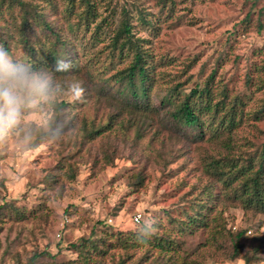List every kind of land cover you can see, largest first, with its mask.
Masks as SVG:
<instances>
[{"label": "rangeland", "instance_id": "1", "mask_svg": "<svg viewBox=\"0 0 264 264\" xmlns=\"http://www.w3.org/2000/svg\"><path fill=\"white\" fill-rule=\"evenodd\" d=\"M21 1L37 12L34 52L13 41L10 54L51 69L61 40L72 67L54 104L0 133V264H169L131 233L168 240L174 264H264V0ZM10 2L0 33L21 26ZM123 22L146 59L130 82ZM207 84L189 98L201 124L172 121ZM260 168L262 196H240ZM181 212L204 227L187 230Z\"/></svg>", "mask_w": 264, "mask_h": 264}, {"label": "trees", "instance_id": "2", "mask_svg": "<svg viewBox=\"0 0 264 264\" xmlns=\"http://www.w3.org/2000/svg\"><path fill=\"white\" fill-rule=\"evenodd\" d=\"M10 6L14 5L16 7H18V13L20 14V27H17L13 30L12 34L11 33H7V32H1L0 33V46L4 47L6 50L9 51V53H11L12 49H11V44L13 41H15V43H17L18 41H23L24 43H22V46L24 48H26L28 50V53L30 52V50L33 49V46L29 45L27 43V39L29 38H33L34 37V33H33V28L28 27V21H29V13L30 12H34V15L37 14L35 9H32V7L29 4H26V2L21 1V0H14V2H10L8 3ZM130 25L127 22H123L122 26L119 30V36H124L122 37L123 41L115 46L118 51H119V56L124 55L129 56L131 55V62L130 65L128 66V70H127V76L126 79L130 82L132 80V78L134 77V75L137 73L138 75H142L143 73H145V68L144 65L146 64V59L144 57L143 52L139 49V47L135 44V42H133V40L131 39V35H130ZM7 33V35H6ZM35 38V37H34ZM54 46H56V48L54 50H52L49 55L52 53V57L54 58V62H56V60L60 59L61 60V56H60V49L63 48V50L65 51V45L63 44V42L60 43L59 42H55ZM142 92H145V90H142ZM135 92H133L134 94ZM205 93L206 96H210L209 93V88H208V84L205 86L204 90L199 92L196 89L192 90L190 92V94L185 97L183 100H181L176 106H172L170 111H169V115L172 119V121H174L175 123H178L180 125H200V116L199 114H197V111L201 112V109L195 104V99H201L202 94ZM189 98L194 99L192 102L189 101ZM168 100V98L166 99ZM168 100L167 105H170ZM194 103V104H193ZM173 105V104H171ZM170 105V106H171ZM263 156V155H262ZM264 163L261 162V168L262 165ZM217 167H221V166H216ZM261 168L257 171H253L252 170H248L246 169V172L251 173V181L253 185H249L248 182H245V184H243L242 188H241V192H240V196H242L243 194H248L251 198L252 194H255L254 196H259L261 197L262 194L258 193V190L255 188L256 186V175L253 176V174H258L259 171H262ZM220 169L223 170V167H221ZM239 173H241L242 175L246 174V172L244 173L243 170H239ZM206 173L210 174L211 173V168L206 169ZM253 176V177H252ZM247 176H245L246 178ZM261 196H260V195ZM255 202H259V207L263 205V201L262 199H255ZM196 202L193 201V203L190 204L191 207H195L198 208L200 207ZM204 206V204H203ZM205 207V206H204ZM185 213H180L182 219L180 221H182V224L186 225V229H196L198 226L199 227H204L205 224H203V222H201L200 218H198L197 216H188ZM184 215V216H183ZM176 221V218L173 219V223ZM179 221V220H178ZM172 222V220L170 219V223ZM131 239H129V242L131 243L132 240V244H134L137 247H145L144 249H146L147 253H150V250H148V247H151L152 250L154 251L157 250L158 253L157 255H164L163 257L167 259V262L169 261V264H174L175 261L172 258H169V252L167 251V246H169L167 244V241H163L160 239H157L159 236L158 235H152V236H146V235H139V234H135V233H131ZM242 235L241 233H237L236 237L234 238V241H232L234 243V247L235 249H238V240L240 238V236ZM154 236V237H153ZM140 239H147L148 242L145 244H140L139 240ZM156 239V240H155ZM233 240V239H232ZM84 244L89 245V246H94L96 244H93V241L90 240H85ZM77 250L80 249L79 245H75L74 246ZM37 259V255H33L31 258H29L27 260L26 263L24 264H35V260Z\"/></svg>", "mask_w": 264, "mask_h": 264}, {"label": "clouds", "instance_id": "3", "mask_svg": "<svg viewBox=\"0 0 264 264\" xmlns=\"http://www.w3.org/2000/svg\"><path fill=\"white\" fill-rule=\"evenodd\" d=\"M71 63L56 60L54 68L36 67L32 61L16 58L0 46V133L21 126L28 112L54 104L62 92L58 74H67ZM84 89L73 80L68 94L79 99ZM140 239V244L147 243Z\"/></svg>", "mask_w": 264, "mask_h": 264}, {"label": "built area", "instance_id": "4", "mask_svg": "<svg viewBox=\"0 0 264 264\" xmlns=\"http://www.w3.org/2000/svg\"><path fill=\"white\" fill-rule=\"evenodd\" d=\"M136 220V219H135Z\"/></svg>", "mask_w": 264, "mask_h": 264}]
</instances>
